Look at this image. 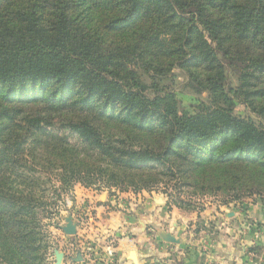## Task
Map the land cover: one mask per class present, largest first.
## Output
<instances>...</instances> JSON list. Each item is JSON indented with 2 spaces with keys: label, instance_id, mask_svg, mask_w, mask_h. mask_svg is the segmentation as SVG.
Returning a JSON list of instances; mask_svg holds the SVG:
<instances>
[{
  "label": "trees",
  "instance_id": "trees-1",
  "mask_svg": "<svg viewBox=\"0 0 264 264\" xmlns=\"http://www.w3.org/2000/svg\"><path fill=\"white\" fill-rule=\"evenodd\" d=\"M175 71L210 104L181 113ZM77 184L263 196L264 0H0V264H48Z\"/></svg>",
  "mask_w": 264,
  "mask_h": 264
},
{
  "label": "crops",
  "instance_id": "crops-1",
  "mask_svg": "<svg viewBox=\"0 0 264 264\" xmlns=\"http://www.w3.org/2000/svg\"><path fill=\"white\" fill-rule=\"evenodd\" d=\"M72 196L67 207L79 219L78 234L69 237L61 229L65 224L59 225L58 240L92 249L89 254L78 253L71 263L63 252V264H264L262 204L209 202L202 210L186 211L170 208L161 195L98 194L80 185ZM82 217L89 219L86 225ZM161 232L179 242H164ZM132 251L136 263L129 259Z\"/></svg>",
  "mask_w": 264,
  "mask_h": 264
},
{
  "label": "rangeland",
  "instance_id": "rangeland-1",
  "mask_svg": "<svg viewBox=\"0 0 264 264\" xmlns=\"http://www.w3.org/2000/svg\"><path fill=\"white\" fill-rule=\"evenodd\" d=\"M228 71L230 72V79H229V83L232 87H237L239 85V80H238V76L239 73L238 71H234L232 69H228ZM175 75V79L174 80H170L167 82H164L165 85H167V87L171 90L174 91V93L177 96V100L179 103V109L181 113H188V114H195L200 105L201 104H210V98H209V94L208 92H205L203 90H201V88H199L198 86H196L189 78L188 76L182 72V71H175L174 72ZM238 112L244 114V115H252L248 110H246V108L243 106V104H239L238 107ZM255 117L256 120L259 121V118L257 116H253ZM53 133L57 136L60 137H65L67 138V140L70 142V144L72 145H80V141L79 139L76 137V135L71 134L68 130L62 128L60 125H57L55 127L51 128ZM82 186L86 189H92L96 192H98V194L100 193H108V194H112L113 191H120V192H126V191H121L120 189L117 188H106L105 185L101 184L97 187L94 188H87L81 184H77L76 186ZM75 186V187H76ZM75 187L72 189V191H70L69 193L65 194L63 196V201L62 203H58V200L53 199V197L50 194V201L53 204L51 207L49 206L47 209H49V211L54 212V216L51 219H47L44 218L42 223L44 226V231L46 233V235H48V244H49V252L47 254V262L48 264H56V259L54 256V251L56 249L58 250H62V252L66 253L68 262L71 263L73 261V258L76 257V255L78 253H82L84 251V249L82 250V248H79L77 246H75L70 240H68L67 242H61L58 239V226L59 225H63L65 224L64 218L67 216V214L72 215V212H70V210L67 207V202L69 199H72V195H73V191L75 189ZM128 191H132L134 193H138L135 192L133 190H128ZM139 192H146L149 195H161L164 196L167 201H168V205L170 208L172 207H176L178 209L181 210H186V211H190V210H202V208H204L205 204L207 203H214V204H220L222 206H230V205H240L243 202H249V203H258V204H262L264 205V195L263 196H254V197H248L245 198L243 201L241 202H237L236 204H229V205H224L222 204V198L221 197H210V196H200V195H191L189 193H176L175 191L172 190L171 187H166L165 186H160L158 188H156L155 190L149 192V191H139ZM105 200V197H103L102 201ZM183 203L182 205L178 206L176 205V203ZM56 209V210H55ZM66 212V213H65ZM74 216V215H73ZM76 220H79L78 217H74ZM87 217H82V219L85 221V225L87 224V220H89ZM64 226V225H63ZM76 237V236H75ZM70 244L74 245V251L72 252L70 250ZM89 247V246H87ZM91 248V247H90ZM92 249V248H91Z\"/></svg>",
  "mask_w": 264,
  "mask_h": 264
},
{
  "label": "water",
  "instance_id": "water-1",
  "mask_svg": "<svg viewBox=\"0 0 264 264\" xmlns=\"http://www.w3.org/2000/svg\"><path fill=\"white\" fill-rule=\"evenodd\" d=\"M160 203H163V200L161 199L159 201ZM65 225L61 227L62 231L65 233V235L69 237H75L78 234V223L76 219L72 215H68L67 217L64 218ZM160 237L162 240L166 243H178L179 241L175 239L174 236L166 233V232H161ZM54 256L56 259V264H63V260L65 258V254L61 252L60 250L56 249L54 251ZM130 261L136 263L137 262V256L136 252L132 251L130 252ZM81 260V256L79 257V261Z\"/></svg>",
  "mask_w": 264,
  "mask_h": 264
},
{
  "label": "built area",
  "instance_id": "built-area-1",
  "mask_svg": "<svg viewBox=\"0 0 264 264\" xmlns=\"http://www.w3.org/2000/svg\"><path fill=\"white\" fill-rule=\"evenodd\" d=\"M81 221H82L83 223H85V221H84L83 219H82ZM69 246H70V250L73 252V251H74V249H75V248H74V245L70 244ZM83 252H84V254H86V253H88V254H89V253L91 252V248H90V247H88V248L84 249V251H83Z\"/></svg>",
  "mask_w": 264,
  "mask_h": 264
}]
</instances>
